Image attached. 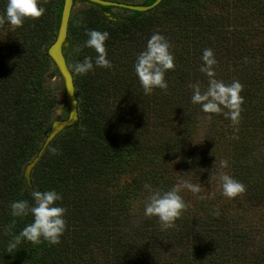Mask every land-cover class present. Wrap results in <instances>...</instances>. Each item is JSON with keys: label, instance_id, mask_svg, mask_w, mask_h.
<instances>
[{"label": "trees", "instance_id": "1", "mask_svg": "<svg viewBox=\"0 0 264 264\" xmlns=\"http://www.w3.org/2000/svg\"><path fill=\"white\" fill-rule=\"evenodd\" d=\"M75 1L86 7L70 18L63 53L78 122L46 146L30 182L24 170L58 105L49 81L58 73L47 50L63 0H40L45 13L20 27L0 25V264H264V0H162L148 12L121 9L126 15ZM86 29L109 33L112 67L77 75L74 62L95 55L83 47ZM157 30L172 46L175 67L166 73V90L144 95L133 63ZM205 48L214 53L217 79L243 85L238 124L191 103L190 85L207 84L199 71ZM222 158L229 160L225 171L245 186L232 199L210 179ZM180 179L200 183L201 193L183 190L187 207L163 229L143 214V186L167 190ZM32 189L62 196L66 230L57 245L22 242L6 253L11 237L4 227L15 219V234L32 220L13 218L9 204L31 202Z\"/></svg>", "mask_w": 264, "mask_h": 264}, {"label": "clouds", "instance_id": "2", "mask_svg": "<svg viewBox=\"0 0 264 264\" xmlns=\"http://www.w3.org/2000/svg\"><path fill=\"white\" fill-rule=\"evenodd\" d=\"M45 13V7L40 0H6L3 11L0 12V25L7 24L11 27H20L27 19L40 18ZM109 19H113L109 17ZM87 39L83 47L95 52L94 56H84L72 65V70L77 75H86L94 70V67L110 69L112 63L107 57L105 42L109 39L107 31L86 29ZM169 40L160 31H154L147 38L146 44L136 54L133 63V71L138 79L144 95H150L154 89L166 90L168 81L166 73L175 67V57L171 51ZM81 47L77 46L73 52L79 54ZM199 71L207 77V84L202 86L199 81L190 85L192 89L191 103L199 105L201 111L208 115L222 114L235 125L239 123L241 105L243 104V85L238 80L226 83L215 76L214 66L217 61L211 48L202 50ZM55 154L57 149L50 148ZM215 163V162H214ZM229 166V160L222 158L219 161L215 173H210V179H215L221 190V195L232 199L245 191L243 183L228 174L225 169ZM147 192L146 203L143 206V214L147 217L157 218L161 228L172 227L174 221L187 207L181 195L183 190L193 194L201 193L200 183H192L187 179H180L167 190L153 187L149 183L144 184ZM31 202L28 199L13 200L9 204L10 215L13 218L31 216L30 223H26L19 232L11 234L15 226V219L11 225L4 227V232L10 235L4 251L12 254L22 242L40 244L42 241L49 245H57L64 234L67 222L65 219L66 208L59 202L62 196L55 189L38 190L30 192ZM199 198L203 199L201 195ZM213 215H219L214 209Z\"/></svg>", "mask_w": 264, "mask_h": 264}, {"label": "water", "instance_id": "3", "mask_svg": "<svg viewBox=\"0 0 264 264\" xmlns=\"http://www.w3.org/2000/svg\"><path fill=\"white\" fill-rule=\"evenodd\" d=\"M86 2L101 7H112L117 9H124L127 11L134 12H148L155 7H157L162 0H154L149 5H141L134 3H123L118 1L110 0H85ZM75 0H63L61 14L59 19L58 28L54 41L51 43L47 50V54L52 61L59 77L63 83L64 94L66 98V107H67V118L52 121L49 129V134L45 139L41 150L38 155L29 163L31 168L35 165L41 154L43 153L46 146L52 141V139L64 128L70 127L78 122V109H77V98L75 95V87L72 73L67 65L63 49L67 45V35L69 21L71 18L72 9L74 6ZM29 168V167H28Z\"/></svg>", "mask_w": 264, "mask_h": 264}, {"label": "rangeland", "instance_id": "4", "mask_svg": "<svg viewBox=\"0 0 264 264\" xmlns=\"http://www.w3.org/2000/svg\"><path fill=\"white\" fill-rule=\"evenodd\" d=\"M143 0H134L133 3L134 4H140ZM84 7H86V3L80 2V1H75L73 9H72V13H71V17L79 10L83 9ZM115 13H121V14H128L129 12H125L121 9H114ZM67 46V45H66ZM54 69V67H53ZM50 83L54 84L55 87L57 88V95H58V105L57 108L54 112V119L53 121H58V120H62L64 117V113L67 112V107H66V98H65V94H64V89H63V83L61 78L59 77V75H55L54 77L50 78ZM49 134V133H48ZM48 136V135H47ZM47 138V137H46ZM45 150V149H44ZM44 152V151H43ZM43 154V153H42ZM41 154V155H42ZM41 157V156H40ZM39 157V159H40ZM38 159V160H39ZM37 160V161H38ZM37 163V162H36ZM35 163V165H36ZM29 165V164H28ZM34 165V166H35ZM34 166L31 168L30 166H26L25 170H24V178L27 182H30V173L32 171V169L34 168ZM29 167V168H28Z\"/></svg>", "mask_w": 264, "mask_h": 264}]
</instances>
